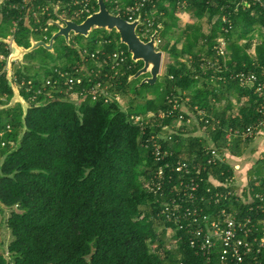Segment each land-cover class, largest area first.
Here are the masks:
<instances>
[{
    "label": "trees",
    "instance_id": "trees-1",
    "mask_svg": "<svg viewBox=\"0 0 264 264\" xmlns=\"http://www.w3.org/2000/svg\"><path fill=\"white\" fill-rule=\"evenodd\" d=\"M134 1L121 0L120 8L115 9L111 0H105L111 12L122 14L123 7ZM235 4L236 0L145 3L142 18L156 23L154 30L162 38L160 48L169 58L164 74L153 86L157 88L153 95L143 96L129 79L142 61L132 59L117 31L105 34L98 28L89 36L91 44L81 47L125 51L126 72L109 81L121 100H94L88 91L76 101L53 90V98L41 95L38 103L30 102L21 89L30 103L24 120L20 104L2 107L9 103L13 90L6 75L1 78L0 95L6 98L0 101V130L10 124L11 131L5 133L2 139L7 143L0 147V244L2 224L12 238L7 244L9 256L0 247V264H212L190 246L188 230L167 239L168 230L174 227L160 214L167 197L149 189L151 175L164 162L156 159L152 144L146 147L145 143L152 134H159L162 150L171 154L165 161L186 159L191 166L202 165L211 146H226L230 127H245L257 119L260 95L241 86L233 74L261 75L264 71V6L234 10ZM94 5L90 12L98 9L96 0ZM221 13L227 16L228 32L215 20ZM12 23L5 15L0 35L6 36ZM42 25L50 38V25L45 19ZM31 36L40 37L21 25L15 40L28 47ZM219 36L227 38V53L221 57L212 48ZM105 39L111 43L100 42ZM74 45L72 38L69 44L63 38L60 46L55 43L54 52L41 47L45 56L40 67L31 71L32 62L15 67V81L31 79L39 87L55 68L82 77L84 70L75 72L81 62H77L80 55ZM0 53L9 54L2 42ZM210 58L214 67L208 64ZM5 63L0 61V69ZM85 81L76 88H89ZM175 103L177 110L168 114ZM199 109L205 114L200 115ZM162 112L167 113L160 115ZM132 115L145 116L150 124L143 129ZM191 116L194 119L187 123ZM247 143L238 138L230 147L238 160ZM260 162L256 170L263 184L256 181L248 190L240 189L245 195L264 190V159ZM222 170L227 176L232 173L228 163L208 167L203 175L211 172L223 178ZM173 177L176 182L183 174L177 172ZM239 205L242 200L226 202L229 208Z\"/></svg>",
    "mask_w": 264,
    "mask_h": 264
},
{
    "label": "built area",
    "instance_id": "built-area-1",
    "mask_svg": "<svg viewBox=\"0 0 264 264\" xmlns=\"http://www.w3.org/2000/svg\"><path fill=\"white\" fill-rule=\"evenodd\" d=\"M147 1L135 0L133 4L123 7L124 14L119 12L130 21L141 18L143 24L137 27V32L140 31L138 34L146 41L156 31L154 30L156 23L150 18L144 21L141 15ZM111 2L115 9L120 8L121 0H111ZM53 5H57L59 10L68 11L72 17L70 19L78 23L92 14L93 12L90 11L95 8L94 0H0V27L5 15L13 19L8 34L0 36L10 41L15 40V33L19 27L26 25L32 33L40 36L39 38L31 36L30 43L32 38L48 41L50 38L47 28L42 25L43 20L45 19L47 24L48 19L54 18L63 23L62 19L55 16ZM256 5L264 6V0H236L234 10L240 7L247 9ZM87 12L88 14L84 15ZM83 17L84 19L80 21ZM215 20H219L222 30L228 32L229 28L224 24L227 21V16L224 13L217 14ZM158 27H161L160 23H158ZM156 41L157 48H160L162 38L159 32ZM226 41L225 36L217 37L212 48L218 57L226 55L227 52L224 48ZM100 42L109 44L111 40L105 39ZM4 44L9 49V54L5 56L0 53V61L6 60L5 65L0 69V81L7 73V61L11 52V43ZM77 51L80 55L77 62L81 63L75 68V72L79 73L84 70L82 77L73 75L67 69L55 68L52 75L54 79L52 76L45 78L42 81V86L38 87L31 79H22L19 83L14 79L15 84L20 91L24 89L28 93L30 102L39 103L41 95H45L48 99L53 98V90H58L61 94L65 93L66 97H71L76 101H79L80 97L85 98L89 94L88 91L94 100L100 98H104L106 101L121 100L119 96L114 94L109 81L126 72L124 69L127 61L125 51L118 48L108 51L105 47L92 50L90 47L81 46L77 47ZM208 64L214 67L216 63L210 58ZM14 72L13 69V77L15 78ZM233 75L234 78L238 79L241 86L254 89L255 93L260 95L257 119L245 127H230L225 136L226 146H211L208 150V158L202 165L191 166L186 159H178L176 162H172L171 159L165 161L166 157H171V154L169 155L168 151L162 150V145L158 142L161 135L152 134L145 145L148 147L152 144L156 159L164 163H161L151 175L149 189L155 195L167 197L166 200L162 201L163 207L160 214L174 226L172 230H168V232L171 231L170 236L177 235L180 230H188L190 246L195 249L196 253L205 257L208 263L264 264V190L253 192V194L250 191L247 195L240 190H248L250 184L256 181L261 183L260 176L256 174L247 176V184L241 188L238 185L235 162L231 161L232 153L230 151L235 139L240 138L244 142H249L256 135L264 132V71L261 75L256 72L245 71ZM84 78H86L84 84L89 83L90 87L77 89L75 85L83 83ZM5 98V95H0V101ZM121 103L123 104V101ZM176 110L177 103L173 105V109L168 114H174ZM198 111L200 115L205 114L204 109ZM166 113L162 112L160 115ZM180 117L183 118V114ZM131 118L143 129L150 124V120L145 116L132 115ZM192 119H194L193 116L188 118L187 123H190ZM7 131H11L10 124L0 130L1 139ZM6 143L5 139L0 140V147L5 146ZM10 143L14 144L12 141ZM228 163L232 168V173L228 176L225 175L224 170L221 171L223 178L213 175L211 172L207 173L206 176L203 175L204 171H208V167ZM177 172L183 174V178L173 182V174ZM205 182H208L206 186L203 185ZM167 185H171L169 190ZM251 190L254 191L253 186H251ZM167 191H169L168 194ZM232 200H242L243 205L227 207L226 202ZM179 264L186 263L180 262Z\"/></svg>",
    "mask_w": 264,
    "mask_h": 264
},
{
    "label": "water",
    "instance_id": "water-1",
    "mask_svg": "<svg viewBox=\"0 0 264 264\" xmlns=\"http://www.w3.org/2000/svg\"><path fill=\"white\" fill-rule=\"evenodd\" d=\"M98 9L92 14L88 15L82 22H76L71 19L62 18L59 15V7L53 5L54 13L57 18L62 19L63 23H60L54 18H50L47 24L57 27L55 33L52 34L48 41L36 40L32 38L28 47L20 45L16 40L10 41L9 39L0 36V42L11 43V52L7 61V73L6 78L9 85L13 90V95L8 104L2 105V107H12L16 104H20L23 110V118L25 120L30 104L26 98L21 94L20 89L14 82L13 69L14 64L27 65L25 56L39 48H44L48 51L54 52L55 41L58 37H63L66 43L71 41V33L76 35H82L89 37L94 28H104L109 31L115 30L120 35V42L125 44L131 54L132 59L135 62L142 61V66L136 73L130 75L129 79L134 80L142 77L140 85L149 84L154 85L159 76L163 72V64L165 59V51L161 48H157L156 37L158 31H154L149 40H144L137 32V27L142 23L141 18H137L133 21L127 20L121 14L113 13L108 8L105 0H97Z\"/></svg>",
    "mask_w": 264,
    "mask_h": 264
},
{
    "label": "rangeland",
    "instance_id": "rangeland-1",
    "mask_svg": "<svg viewBox=\"0 0 264 264\" xmlns=\"http://www.w3.org/2000/svg\"><path fill=\"white\" fill-rule=\"evenodd\" d=\"M180 23L183 24V21H181ZM48 29L54 31V30H57V27L54 26V25H50L48 27ZM98 29H100V30H98V32H103L105 34H110L109 30H107V29H104V28H98ZM71 35H72L73 41H75V45H77V46H82V45L86 46V45L91 44L90 43L91 42V38H89V37H83L82 35H76L74 33H71ZM62 42H63V38L62 37H58V39L55 41L57 46H60V43H62ZM44 56H45V52L43 50H41V48L31 52V54L27 56V61H29V62H27V61L26 62L27 63L32 62L30 64V67H29L31 71H33V68L37 69V68L40 67L39 63H41V60L43 59ZM168 61H169L168 53L165 52V59H164L162 74H164L165 67H166V64H167ZM14 66L16 68L22 67L18 63H15ZM15 67H14V70H15ZM49 75L52 76L53 74H47L46 76H49ZM161 77H162V75L159 76V80H160ZM141 79H142V77L133 80L134 83H133L132 88L134 89L135 86L137 85L138 86L137 88L139 89V91L142 93L143 96L144 95H147V96L148 95H153L155 93L154 91L157 90V88H153V86L156 85L157 83H155L154 85H150V86H142L144 84L140 85ZM123 104H125V100H123ZM244 158L245 157L242 155L241 159L243 160ZM259 166H260V163L256 164L253 170H256ZM249 174L252 175V172H250ZM1 226H2V237H1V242L2 243L0 244V247H1L2 250L5 251V255H9L10 253L7 251V244L10 243L12 235H11L9 229L4 224H2ZM170 235H171V231L168 232V235H167V239L168 240H169L168 237H171Z\"/></svg>",
    "mask_w": 264,
    "mask_h": 264
},
{
    "label": "crops",
    "instance_id": "crops-1",
    "mask_svg": "<svg viewBox=\"0 0 264 264\" xmlns=\"http://www.w3.org/2000/svg\"><path fill=\"white\" fill-rule=\"evenodd\" d=\"M243 156L245 157L243 160L242 159L238 160L239 156H235L234 154H232L231 156V161L235 162V167H236L235 173L238 179V185L241 188L243 186H246L247 176L251 175L249 174L250 172H252V174L258 175L257 170H253V169L256 164L260 163L261 165L262 162H260V160L264 159V132L256 135L253 139H251L247 143L246 149L243 152Z\"/></svg>",
    "mask_w": 264,
    "mask_h": 264
},
{
    "label": "flooded vegetation",
    "instance_id": "flooded-vegetation-1",
    "mask_svg": "<svg viewBox=\"0 0 264 264\" xmlns=\"http://www.w3.org/2000/svg\"><path fill=\"white\" fill-rule=\"evenodd\" d=\"M59 12V15L62 17V18H66V19H70V18H72L71 17V15H70V13L68 12V11H65V10H59L58 11ZM95 12V11H94ZM55 14V13H54ZM57 20V19H56ZM58 21V20H57ZM77 22V21H76ZM55 31V30H54ZM36 36H37V34H36ZM51 38V37H50ZM72 38V37H71ZM77 45H74V48L77 50ZM28 64V63H27Z\"/></svg>",
    "mask_w": 264,
    "mask_h": 264
}]
</instances>
